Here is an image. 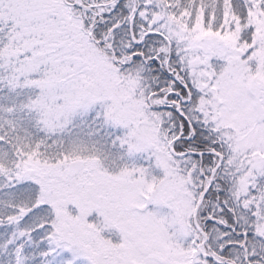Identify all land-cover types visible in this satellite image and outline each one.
<instances>
[{"label": "snow or ice", "instance_id": "1", "mask_svg": "<svg viewBox=\"0 0 264 264\" xmlns=\"http://www.w3.org/2000/svg\"><path fill=\"white\" fill-rule=\"evenodd\" d=\"M0 264H264V0H0Z\"/></svg>", "mask_w": 264, "mask_h": 264}]
</instances>
